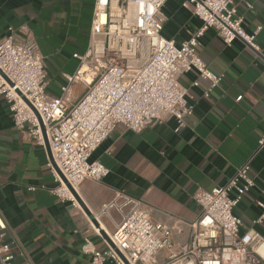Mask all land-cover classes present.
Masks as SVG:
<instances>
[{
  "label": "crops",
  "instance_id": "0c3cea01",
  "mask_svg": "<svg viewBox=\"0 0 264 264\" xmlns=\"http://www.w3.org/2000/svg\"><path fill=\"white\" fill-rule=\"evenodd\" d=\"M94 1L0 0V39L11 27L15 42L30 44L41 53L49 95H60L63 74L73 73L79 65L73 54H83L89 46ZM182 1L166 0L161 8V33L176 45L202 24ZM252 2L251 9L238 5V12L247 32L261 26L256 36L260 53L240 39L225 45L214 28L205 29L198 53L212 71L223 75L219 85L205 97L207 81L194 86L197 74L182 73L179 82L194 105L185 126L176 130L175 119L166 116L138 133L122 127L112 132L91 156L109 172L101 180L80 183L79 208L48 191L55 181L47 167L46 148L14 127L8 104L0 97V215L7 223L0 243L14 241L12 264H90L88 254L81 251L83 239L89 238L99 249L105 246L101 232L111 233L119 220L111 205L121 202L120 195L140 200L154 220L191 221L199 211L194 192L222 185L248 159L255 186L233 212L242 220L241 233L252 230L264 237V219L254 222L261 213L257 201L264 188V148L256 151L264 130V0ZM83 88L72 86L70 103ZM238 95L241 99L236 101ZM173 228L176 239H188L185 223Z\"/></svg>",
  "mask_w": 264,
  "mask_h": 264
},
{
  "label": "built area",
  "instance_id": "2783aa9c",
  "mask_svg": "<svg viewBox=\"0 0 264 264\" xmlns=\"http://www.w3.org/2000/svg\"><path fill=\"white\" fill-rule=\"evenodd\" d=\"M165 1L95 0L89 46L85 53L73 54L79 65L73 73L63 74L58 96L46 92L44 59L35 47L15 42L11 27L0 39V97L8 104L17 130H25L43 148L47 143L52 158L47 167L55 181L47 189L74 208L80 207L75 196L80 183L108 174L109 169L91 156L112 132L122 127L138 133L166 116L175 119L176 130L185 126L194 105L179 82L182 73L197 74L194 86L199 80L207 81L205 97L219 85L223 75L212 71L198 53L205 29L214 28L225 45L240 39L260 53L256 36L261 26L247 32L244 16L238 12L240 4L251 9L252 0H183L182 6L202 24L179 45L161 33ZM74 84L84 88L70 103ZM235 99L239 101L241 95ZM263 148L264 130L256 151ZM249 171L250 159L222 185L197 189L193 199L199 211L188 222L172 217L154 220L151 209L140 200L120 195L121 202L111 205L120 218L107 234L109 242L103 238L105 246L99 249L84 237L81 251L88 254L90 264H264V253L259 250L264 248V237L252 230L241 233L242 220L233 212L255 186ZM261 194L263 198L257 201L261 213L254 222L264 219V188ZM180 223L189 229L185 241L174 236L173 227ZM6 230L0 215V238ZM93 231L99 234L95 226ZM13 242L0 243V264H12Z\"/></svg>",
  "mask_w": 264,
  "mask_h": 264
},
{
  "label": "water",
  "instance_id": "95a60500",
  "mask_svg": "<svg viewBox=\"0 0 264 264\" xmlns=\"http://www.w3.org/2000/svg\"><path fill=\"white\" fill-rule=\"evenodd\" d=\"M46 150H47L49 159L52 161L51 154H50L49 147H48L47 143H46ZM75 196H76L78 202L81 204V206H83L81 201L78 199V196L76 194H75ZM101 235H102L103 238H105L109 242L108 236L105 233L101 232Z\"/></svg>",
  "mask_w": 264,
  "mask_h": 264
},
{
  "label": "bare ground",
  "instance_id": "6f19581e",
  "mask_svg": "<svg viewBox=\"0 0 264 264\" xmlns=\"http://www.w3.org/2000/svg\"><path fill=\"white\" fill-rule=\"evenodd\" d=\"M259 250L264 253V248L263 247H260Z\"/></svg>",
  "mask_w": 264,
  "mask_h": 264
}]
</instances>
